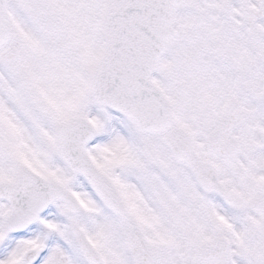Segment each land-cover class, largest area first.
<instances>
[{"label":"snow or ice","instance_id":"1","mask_svg":"<svg viewBox=\"0 0 264 264\" xmlns=\"http://www.w3.org/2000/svg\"><path fill=\"white\" fill-rule=\"evenodd\" d=\"M0 264H264V0H0Z\"/></svg>","mask_w":264,"mask_h":264}]
</instances>
